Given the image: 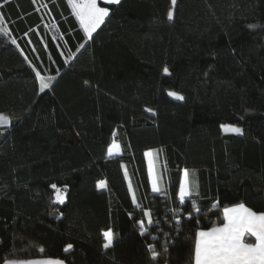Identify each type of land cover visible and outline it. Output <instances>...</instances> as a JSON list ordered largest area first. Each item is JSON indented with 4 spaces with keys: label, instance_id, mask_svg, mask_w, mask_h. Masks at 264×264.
I'll return each mask as SVG.
<instances>
[{
    "label": "trees",
    "instance_id": "trees-1",
    "mask_svg": "<svg viewBox=\"0 0 264 264\" xmlns=\"http://www.w3.org/2000/svg\"><path fill=\"white\" fill-rule=\"evenodd\" d=\"M232 1L177 0L169 20L171 0H97L109 15L90 39L68 0H0V264H194L195 233L225 208L264 213V0Z\"/></svg>",
    "mask_w": 264,
    "mask_h": 264
},
{
    "label": "snow or ice",
    "instance_id": "snow-or-ice-1",
    "mask_svg": "<svg viewBox=\"0 0 264 264\" xmlns=\"http://www.w3.org/2000/svg\"><path fill=\"white\" fill-rule=\"evenodd\" d=\"M35 2L36 0H33V3ZM119 2L120 0H106L108 4H118ZM171 4L174 6L176 0H171ZM68 5L75 18L79 21L81 28L90 39L92 38V33L104 23L105 17L109 15V9L107 7H100L97 0H68ZM0 18H2V14H0ZM167 18L169 20L173 19V11L170 10L168 12ZM13 43H15L14 40ZM163 71L165 74L168 73L167 68ZM47 87L48 84L42 82L41 91ZM168 95L177 100L183 99V96L175 92H169ZM7 123V118L0 115V125H6ZM222 127L226 132L242 134L240 128ZM118 148L119 145L113 143L108 147L107 155L109 157L113 156L114 149ZM145 155L152 156L153 154L148 152ZM149 174L153 177L152 191L160 192L161 188L158 186V179L154 174L152 161L149 162ZM125 175L127 176L126 172ZM184 175L185 181L180 187V200L182 203L185 197L190 195L187 181L188 172L185 171ZM106 186L105 182H100L97 185L98 188H105ZM52 188L56 189L55 202L63 204L64 197L61 191L56 188V185H52ZM129 190L131 191V183H129ZM133 203H136L134 193ZM145 216L148 218L147 223L152 224L151 214L145 212ZM223 217L224 222L221 225H214L208 230H200L195 233L194 264H264V213L258 214L241 203L234 207L225 208ZM188 218L190 219L191 216L189 215ZM139 223L141 224V232L143 234L145 231L144 221H139ZM246 235L254 237V241L246 242ZM103 236L106 241L103 247L107 249L113 243V232L107 230L103 233ZM71 247V245L67 246V248ZM149 251L151 252V258L155 260L159 253L151 245H149ZM5 264H62V262L53 259L28 261L7 260Z\"/></svg>",
    "mask_w": 264,
    "mask_h": 264
},
{
    "label": "crops",
    "instance_id": "crops-1",
    "mask_svg": "<svg viewBox=\"0 0 264 264\" xmlns=\"http://www.w3.org/2000/svg\"><path fill=\"white\" fill-rule=\"evenodd\" d=\"M0 115L5 116L2 113H0ZM5 117L7 118V121L9 123V118L7 116H5ZM6 126H8V125L0 126V127H6ZM113 143H116L117 145H119V143L116 142V141H114ZM148 152H151L153 154L152 156H146L145 155V157H146V163H147V168H148V174H149V162L152 161L153 167H154V174H155L156 178L158 179V186L161 188V191H162V190L165 189L167 181H166V175H165V172H164V169H163V165H162L161 160H160V157H159V153L157 151H155V150H148L145 153H148ZM120 154H121V147L119 145V148L118 149H114V155L111 156V157L118 156ZM185 171H183V174H182L181 184L185 181V175H184ZM152 178L153 177L150 176V174H149V181H150L151 191H152ZM187 181H188V185H189V179H188V177H187ZM181 184H180V187H181ZM161 191L160 192H153L152 191V193H154V194H160ZM189 191H190V186H189ZM188 197H189V195L187 197H185V199H187ZM179 199H180V189H179ZM247 208H249V207H247ZM206 230H208V229H206ZM254 239H255L254 237H250L248 235H246V237H245L246 242L254 241ZM42 260H44V259H42ZM53 260H56V259H53ZM26 261H28V260H26ZM62 264H64V263L62 262Z\"/></svg>",
    "mask_w": 264,
    "mask_h": 264
},
{
    "label": "rangeland",
    "instance_id": "rangeland-1",
    "mask_svg": "<svg viewBox=\"0 0 264 264\" xmlns=\"http://www.w3.org/2000/svg\"><path fill=\"white\" fill-rule=\"evenodd\" d=\"M175 5L174 6L172 5V10L171 11H173V15H174ZM229 8H230V12L233 14L235 12V2L234 1L229 0ZM6 125L9 126V123H7ZM0 126H5V125H0ZM223 126H229V127H235V128H240L241 129V127L236 126V125L225 124ZM222 129L224 131V128L223 127H222ZM224 133H226V134L240 135V134H237V133L226 132V131H224ZM78 140H79V137H78V135H77V133L75 131L65 130V131H62L61 132V142H62V144L66 145V146L71 145L73 143H76Z\"/></svg>",
    "mask_w": 264,
    "mask_h": 264
}]
</instances>
